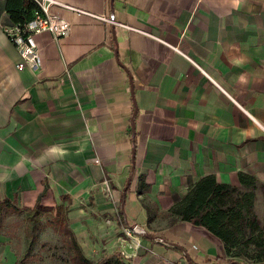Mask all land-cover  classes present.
Listing matches in <instances>:
<instances>
[{"label":"crops","instance_id":"obj_1","mask_svg":"<svg viewBox=\"0 0 264 264\" xmlns=\"http://www.w3.org/2000/svg\"><path fill=\"white\" fill-rule=\"evenodd\" d=\"M57 1L111 22L50 5L67 35H33L36 66L17 70L2 27L36 3L0 0V199L23 210L37 199L65 206L87 258L125 243L130 264H185L174 248L121 238L131 148L129 223L152 219L150 208L166 211L205 175L264 183V0ZM183 224L173 239L202 238L190 244L193 263L225 259L222 244L209 250L211 234L190 223L151 233L172 236ZM8 237L0 232V264L16 260Z\"/></svg>","mask_w":264,"mask_h":264},{"label":"trees","instance_id":"obj_2","mask_svg":"<svg viewBox=\"0 0 264 264\" xmlns=\"http://www.w3.org/2000/svg\"><path fill=\"white\" fill-rule=\"evenodd\" d=\"M35 9L36 5L29 4L26 17L22 13L18 15V12L16 17L11 15L14 23L28 20ZM258 197L264 199V183L250 175L238 173L236 185L221 183L212 175H205L189 184L185 194L164 213L174 217L171 224L176 221L187 222L217 238L223 246L225 259L216 258L215 262H260L264 261V218L261 220L255 212ZM22 210L15 205L14 198L0 199V218ZM23 211V250L14 264H38L33 260L32 249L37 234L45 224L61 235V246L69 264H130L117 251L95 260L85 257L67 226L65 206H43L37 199ZM46 213L50 215L43 223L40 216ZM117 213L122 216L119 207ZM126 222L121 219L125 227L129 223ZM149 242L155 243L152 240Z\"/></svg>","mask_w":264,"mask_h":264},{"label":"rangeland","instance_id":"obj_3","mask_svg":"<svg viewBox=\"0 0 264 264\" xmlns=\"http://www.w3.org/2000/svg\"><path fill=\"white\" fill-rule=\"evenodd\" d=\"M24 212L25 211L22 210L19 213H12L8 216H5L4 218H0V232H3L6 236L7 235L9 236L8 244L10 248L13 250L14 254H16V257L20 255L23 250V227L25 224ZM255 212L261 220L264 218V199H262L261 197L260 198L258 197L257 201L255 202ZM52 213L53 212L51 211V214ZM150 214L152 219L148 220L147 222L138 223L149 232H154L157 231L159 228L170 225L172 220L174 219V217L168 216L164 212L161 213L156 212L155 210H153V208H150ZM49 215L50 214L48 213L42 214L40 216L41 221L44 223L46 220H48ZM117 219L119 220V217ZM117 225L119 224L117 223ZM124 227H119L121 238L126 239L129 241L130 244L135 245L134 242L132 243L129 240V238L125 235L123 231ZM183 227L184 224L172 228L171 231L174 233V237H173V233L172 236H170L169 233H161V235L159 236L164 238L166 241L174 242L181 245L189 255H192L190 251L191 242L200 246L203 244V242H201L202 238L199 233H195L191 235V240H192L191 242L187 240L177 239L178 240L177 241L173 239L175 238V236L177 237L181 232H184V230L186 231L188 230V228L185 229ZM130 233L132 234L131 231ZM60 237H61L60 234L56 233L49 225L45 224L42 230L39 231V233L37 234L36 241L33 245V249H32V253L34 255L33 260L38 264H69L66 260L64 250L62 249ZM187 238H190V235L187 236ZM139 240H140V236L137 237L138 242ZM205 242L207 248L213 251L216 250L218 248L217 245L221 243L217 238L211 235H210V239L205 240ZM121 247H122L121 251H124L126 255L131 253V252L129 253L126 250H123L125 248V243H123ZM160 247H163L170 251H175L173 248L170 247H165L161 245ZM132 249L133 248L131 247V250ZM88 258L91 260L97 259L96 256L88 257Z\"/></svg>","mask_w":264,"mask_h":264},{"label":"built area","instance_id":"obj_4","mask_svg":"<svg viewBox=\"0 0 264 264\" xmlns=\"http://www.w3.org/2000/svg\"><path fill=\"white\" fill-rule=\"evenodd\" d=\"M37 6V9L31 12V16L28 20L24 22H15L2 27V32L5 35L7 41L14 47L16 50L19 60L15 64L17 70L22 68L34 69L36 66L37 59V47L33 38V35L40 32H48L55 39L65 37L68 33L69 24L68 22L49 11V6L56 4L65 9L73 11L76 14L87 15L94 17L103 22H111L104 15H95L91 14L83 9L60 3L57 0H34ZM125 235L129 240L135 245L134 247L139 246L137 241V235L131 234L130 230L126 227L123 228ZM120 255L124 258H128V254L124 251L119 252Z\"/></svg>","mask_w":264,"mask_h":264},{"label":"water","instance_id":"obj_5","mask_svg":"<svg viewBox=\"0 0 264 264\" xmlns=\"http://www.w3.org/2000/svg\"><path fill=\"white\" fill-rule=\"evenodd\" d=\"M131 92H132V87L130 85V93ZM134 113H135V108H133V110H132V116L134 115ZM130 127H131V133H132L133 132V122L132 121L130 122ZM133 156H134L133 155V148H131L129 172H128V175H127L126 180L124 182V185L121 189V200H120V206H119V209L122 212V217L125 221H126V219H125V213L123 211V200H124L125 190L130 183V179H131V176L133 173V168H134ZM127 227L135 235H138V236L143 237V238L148 239V240H152L161 246L176 249L177 251L180 252V254L184 258L186 264H240L237 261H233V263H230V262H227V263H224V262H220V263H218V262L193 263L190 255L186 252V250L181 245L174 243V242L166 241L164 238H162L161 236H159L157 234H152L151 232L147 231L144 227H142L141 225H139L136 222H132L131 224L127 223Z\"/></svg>","mask_w":264,"mask_h":264}]
</instances>
